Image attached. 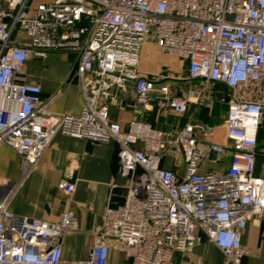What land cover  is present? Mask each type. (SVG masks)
Instances as JSON below:
<instances>
[{
    "label": "built area",
    "instance_id": "1",
    "mask_svg": "<svg viewBox=\"0 0 264 264\" xmlns=\"http://www.w3.org/2000/svg\"><path fill=\"white\" fill-rule=\"evenodd\" d=\"M148 40L185 63L186 91L161 85L153 94L154 83L137 74ZM46 51L78 54L80 115L50 113L40 87L21 80L29 56ZM126 81L137 106L153 104L186 122L169 132L145 119H131L126 130L109 122L108 89ZM192 98L203 108L217 99L227 106L230 146L207 149L216 162L230 153L223 173L199 171L206 156L199 141L214 128L196 120ZM263 120L264 0H0V145L16 153L20 172L17 182L0 178V264H60L65 236L79 229L69 210L47 222L8 209L59 132L92 144L114 140L128 183L124 203L107 206L92 232L87 264H105L110 251L126 264H175L176 253L191 257L204 241L218 248L223 264H241L249 255L241 243L246 226L264 218V178L254 174ZM167 154L183 157L182 176L162 168ZM57 187L71 199L73 184Z\"/></svg>",
    "mask_w": 264,
    "mask_h": 264
},
{
    "label": "crops",
    "instance_id": "2",
    "mask_svg": "<svg viewBox=\"0 0 264 264\" xmlns=\"http://www.w3.org/2000/svg\"><path fill=\"white\" fill-rule=\"evenodd\" d=\"M77 62L78 54L74 52H48L45 56L32 53L24 65L21 80L40 87L41 104L50 113L80 115L84 97L75 76ZM136 72L154 83L153 94L161 85L183 91L191 85L186 79L185 63L163 54L150 40L141 48ZM222 90L223 87H217L218 95ZM108 94L104 101L108 106V120L120 124L123 130L131 119H145L166 132L178 129L187 120L171 112L163 113L153 104L146 109L137 106L131 81L122 86L112 83ZM193 101L192 98L190 111L196 120L214 128L210 136L199 141V147L206 155L199 171L223 173L229 165L230 153L216 162L209 159L207 149L210 144L230 146L224 126L227 106L219 99L209 108L197 106ZM118 151L119 146L114 140L92 144L59 132L10 200L8 209L12 213L31 219L54 222L61 212L68 210L78 218L79 229L64 238L60 264H87L94 241L92 232L100 226L105 208L124 203L128 183L119 174ZM161 166L179 176L185 171V162L180 155H165ZM254 174L264 178V120L257 135ZM0 178L10 182L20 179L19 158L4 144L0 145ZM60 181L73 184L71 199L58 189ZM241 243L249 251L241 264H264V218L259 225L247 224ZM173 261L175 264H223V256L213 243L204 241L193 247L191 257L176 253ZM105 264H126V260L120 253L110 251Z\"/></svg>",
    "mask_w": 264,
    "mask_h": 264
},
{
    "label": "water",
    "instance_id": "3",
    "mask_svg": "<svg viewBox=\"0 0 264 264\" xmlns=\"http://www.w3.org/2000/svg\"><path fill=\"white\" fill-rule=\"evenodd\" d=\"M48 52H50V51H46V53H48ZM208 157L210 160H214L216 158V153L214 151L210 150L208 153Z\"/></svg>",
    "mask_w": 264,
    "mask_h": 264
}]
</instances>
